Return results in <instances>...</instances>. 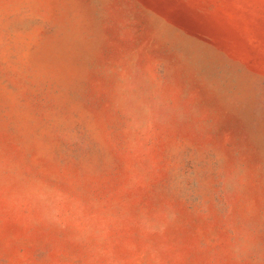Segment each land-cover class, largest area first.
<instances>
[{
  "label": "rangeland",
  "instance_id": "1",
  "mask_svg": "<svg viewBox=\"0 0 264 264\" xmlns=\"http://www.w3.org/2000/svg\"><path fill=\"white\" fill-rule=\"evenodd\" d=\"M0 264H264V0H0Z\"/></svg>",
  "mask_w": 264,
  "mask_h": 264
}]
</instances>
